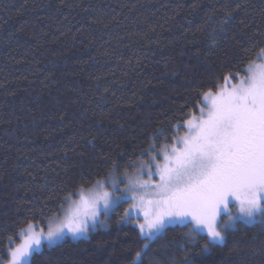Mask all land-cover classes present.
Wrapping results in <instances>:
<instances>
[{
    "label": "trees",
    "instance_id": "trees-1",
    "mask_svg": "<svg viewBox=\"0 0 264 264\" xmlns=\"http://www.w3.org/2000/svg\"><path fill=\"white\" fill-rule=\"evenodd\" d=\"M262 49L264 0H0V264L28 224L171 143ZM127 206L31 264H130L145 241ZM190 228L168 226L143 264H264V223L207 251Z\"/></svg>",
    "mask_w": 264,
    "mask_h": 264
},
{
    "label": "snow or ice",
    "instance_id": "snow-or-ice-1",
    "mask_svg": "<svg viewBox=\"0 0 264 264\" xmlns=\"http://www.w3.org/2000/svg\"><path fill=\"white\" fill-rule=\"evenodd\" d=\"M246 71L249 75L231 89L204 93V101H210L207 111L202 108L199 117L186 122L187 133L170 150L165 146L164 162L155 165V173L149 170L158 181L130 179L129 190L136 193L130 198L137 203L125 210L124 219L140 209L144 223L138 227L145 241L130 264H143L150 242L173 223L192 225L193 238L206 233L202 251L222 244L237 223H264V64L250 65ZM121 198L129 197L122 194ZM101 203L106 215L118 201L106 191L82 194L66 221L46 234L34 232L31 224L26 231L21 229L23 242L9 249L7 264H31V257L45 244L53 246L68 234L86 238L96 226ZM229 205H238V213L233 214ZM221 216H227L223 223Z\"/></svg>",
    "mask_w": 264,
    "mask_h": 264
},
{
    "label": "rangeland",
    "instance_id": "rangeland-1",
    "mask_svg": "<svg viewBox=\"0 0 264 264\" xmlns=\"http://www.w3.org/2000/svg\"><path fill=\"white\" fill-rule=\"evenodd\" d=\"M258 56H259V58H258ZM258 56H257V58L253 62H251L246 67L244 74H242V75H236V78L235 79L232 78V77H230V76H228L227 83L224 82V84L222 85L221 88L231 89L232 86L238 84L241 79L246 78L249 75L248 71H246V70L249 68L250 65H253L254 66L256 64H264V55H260V53H259ZM217 92L213 93V95H215ZM203 96H204V94H203ZM203 96H202V102H201V104L199 105V108H198V113L192 114V116H190V118H188L184 122V124H183V128L184 129H183V131L181 133H178L173 138V140H172L171 143L165 144L163 147H161L157 151H152L151 153H148V155H146L142 160H139L133 166V170L132 171L126 172V173L122 174L121 176L116 175V173H111L106 179H103V180H100V181L96 182L90 188L83 189V190L77 192L74 195H69L68 198H67V200H66V202H65V205L62 208V210L60 211V213L57 214L56 216L52 217L51 219H49L45 225L36 224V223H30L31 225H33V231L34 232H37V233L42 232V233L46 234L50 228L57 227V226L61 225L62 223H64L66 221V219H67L70 211L74 210L75 207H76V205L79 203L80 197H81L82 194L84 196H89V195H92L94 193H98V192H101V191L108 192L109 193V198L111 200L118 201V203L114 207H112L111 209H109L106 215L103 214V205H102V203L97 206L98 207V213H97V219L95 221V225L96 226H95V228H90L89 229L86 238L89 237V235H90V233L92 231H95L97 229H107L108 226H109V218L111 216V213L113 212V210L120 203L127 202L128 203L127 209L132 208V205L134 203H137V201H134V200H132L130 198L134 194H136L132 190H129V181H130V179L131 180H137V179H139V180H143V181L151 180L152 182L158 181V179H159L158 176H151V177L149 176V170H151V172L155 173L156 172L155 165L157 163L162 164L164 162L163 161V153H164V150H165V146H167V148L170 150L171 147H172V145H173V143H174V141L176 139H178L179 137L184 136L187 133L188 129L185 126L186 125V122L189 119H191L193 116L199 117L200 116V110L202 108L205 111H207V108H208V106L210 104V101H208V102L204 101ZM153 156H155V160L152 159ZM98 183L99 184H102L103 185V188L98 187ZM122 194H123V196L129 197V198L122 199L121 198L122 197ZM229 208L231 209V212L233 214L238 213V205L237 206L229 205ZM137 213H140V214L138 215ZM127 220H131V222L134 225H136L137 227H138L139 224L144 223V217H143L142 212H140V209L139 208L135 209L132 212L130 218H128ZM225 220H227V216H221L220 217V222L221 223H223ZM30 224H28V225H30ZM28 225L23 228L25 231L27 230ZM171 225L173 226V225H184V224L177 222V223H173ZM191 227H192V225H191ZM204 234H206V233H204ZM67 238H70V239H73V240L86 239V238H83V237H81V238H75L74 239V238H72V236L70 234H68V235L65 236V238L63 240H61L60 242H58L56 244H59V243L63 242ZM23 239H24V237L20 235V241H19V243L17 245H15L14 247H12V249H14L17 246H19L23 242ZM45 245H47V244H45ZM5 264H7V262Z\"/></svg>",
    "mask_w": 264,
    "mask_h": 264
}]
</instances>
